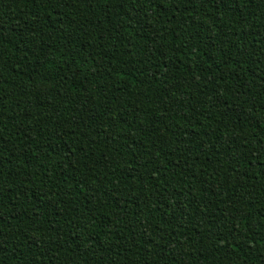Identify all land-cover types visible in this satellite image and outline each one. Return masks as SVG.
<instances>
[{
    "label": "trees",
    "instance_id": "obj_1",
    "mask_svg": "<svg viewBox=\"0 0 264 264\" xmlns=\"http://www.w3.org/2000/svg\"><path fill=\"white\" fill-rule=\"evenodd\" d=\"M0 264H264V0H0Z\"/></svg>",
    "mask_w": 264,
    "mask_h": 264
}]
</instances>
